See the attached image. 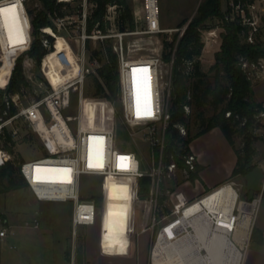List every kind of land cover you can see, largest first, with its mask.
Masks as SVG:
<instances>
[{
    "label": "built area",
    "instance_id": "built-area-1",
    "mask_svg": "<svg viewBox=\"0 0 264 264\" xmlns=\"http://www.w3.org/2000/svg\"><path fill=\"white\" fill-rule=\"evenodd\" d=\"M9 1L15 0H0V4ZM17 1L20 3L17 9L21 12L25 0ZM140 5L139 9L132 11L134 30L124 33L112 30L106 35L94 30L87 33L86 21L93 7L88 0H77L71 14L55 18V31L47 32L55 39L60 33H65L70 24L76 23L75 39L79 45V53L75 58L76 73L73 78L52 84L42 66L37 69L30 58L24 57L22 70L27 85L17 93L4 94V105L7 108L12 106L16 111L4 120L0 118V137L7 130L16 141L18 131L13 124L21 120L36 135L44 155L35 160L19 162L18 174L36 201L72 203L70 223L73 230L78 226H91L98 222L103 234V210L108 186L111 183L123 184L129 208L126 224H136L138 232L150 234L148 264H243L260 196L255 193L247 200L244 190L245 198L239 199L240 188L231 180L193 199H188L179 190V185L190 182L194 178L192 176L197 174L198 161L189 150V144L187 149L181 148L178 154L166 150L171 62L164 64L158 51L150 56L129 57L123 42L126 36L162 35L171 30H164L160 26L158 0H141ZM233 9L239 15L240 23L248 27L246 42L253 43L257 30L254 19L250 15L246 16L237 6ZM114 15V6L107 7L105 19L112 22ZM225 19L232 20V13ZM187 23L176 29L178 38ZM107 37L115 39L113 51L117 57L119 117L126 127L127 138L133 144L134 151L118 146L114 127H91L95 117V98L85 96L84 85L87 78L96 74L100 63L89 56L85 42ZM206 38L201 55L211 48L210 42H216L212 30L207 31ZM29 43L28 30L27 42L23 46L10 47L2 43L0 37V57L23 52ZM42 44L48 46L45 39ZM259 61L254 63L241 60L239 63L250 83L260 78L259 73L264 74L262 66L258 69ZM163 66L168 69L165 78L162 75ZM133 69L141 71L133 74ZM143 69H147V72ZM36 70L42 78L37 76ZM132 77L138 81L140 118L136 115L137 95L133 96ZM147 90H150L151 95V117L143 115ZM73 98L76 100V113L64 114L71 107ZM90 104L93 105L92 112ZM108 109L111 113V108ZM183 111L187 116L191 109L184 105ZM228 115L225 113L226 117ZM260 116L264 117V111ZM175 128L181 136L186 135L184 126L176 125ZM136 141L141 148L137 147ZM10 156L0 146V165L11 160ZM121 156L128 159L121 162L118 160ZM120 163L126 164L127 168L121 169ZM97 164L102 167H96ZM37 168L41 170L38 174L40 181L35 178ZM63 169H71L67 174L71 183L65 182ZM83 176L99 179L102 198L99 208L92 200H85L81 196ZM144 178L147 179L146 190L141 197L139 181ZM31 227H38L35 219ZM13 235L11 226H7L0 214V242H5L7 237Z\"/></svg>",
    "mask_w": 264,
    "mask_h": 264
},
{
    "label": "trees",
    "instance_id": "trees-1",
    "mask_svg": "<svg viewBox=\"0 0 264 264\" xmlns=\"http://www.w3.org/2000/svg\"><path fill=\"white\" fill-rule=\"evenodd\" d=\"M34 1L37 5L25 10L30 37L27 50L12 54L5 63L0 61V118L2 120L14 115L16 111L12 106L7 108L4 105V94L17 93L27 85L22 70L23 58H30L37 69L42 65L43 60L53 52L55 41V38L47 31L54 32L53 20L71 14L74 9L71 5L76 2V0ZM255 1L257 0H228V9L224 12L221 8V0H201L182 35L178 38V34L174 33L169 40L168 37H164L161 41V60L164 64L171 62L169 123L165 135L167 152L178 154L181 148L187 149L193 139L213 128H218L236 155L232 177L243 176L254 167L252 159L255 150L252 145L258 138L253 136L249 129L258 127L256 117L264 111V104L252 100L251 83L239 66L241 60L254 63L264 60V45L259 42H246L248 27L240 23L239 15L233 9L237 6L246 16H249L248 7ZM89 2L93 7L86 21L87 33L94 30L106 35L110 30L116 33L134 30L132 7L128 0H89ZM109 6H114L115 11L112 22L105 19L106 9ZM231 12L233 19L226 20L225 17H229ZM212 18L220 22V42L218 50L213 53L211 66L207 71H203L200 68L203 48L200 36L202 31L210 29L206 22ZM186 21L187 19H182L176 27L181 28ZM111 38L100 40L95 49L89 48V40L85 42L89 56L96 58L100 63L96 74L91 76L93 87L91 97L101 98L110 106L118 99L117 57L113 51L114 44ZM43 39L47 41V47L43 46ZM184 105L189 106L193 111L192 124L196 127V131L190 134L187 130L186 135L181 136L175 126L187 127L191 117L184 114ZM225 113L229 115L226 117ZM23 127L27 132L22 139L28 141L31 139V133L29 129H26V125ZM235 138L241 139L239 148L234 144ZM0 146L12 154L15 141L7 130H4L3 137H0ZM21 161V159L8 160L0 165V193L25 186L17 169ZM4 181L6 184L3 183ZM146 182L145 178L139 181L141 197L146 190ZM84 199L92 200L98 208L101 205L100 194H91ZM250 239L261 244V229L253 226Z\"/></svg>",
    "mask_w": 264,
    "mask_h": 264
},
{
    "label": "rangeland",
    "instance_id": "rangeland-1",
    "mask_svg": "<svg viewBox=\"0 0 264 264\" xmlns=\"http://www.w3.org/2000/svg\"><path fill=\"white\" fill-rule=\"evenodd\" d=\"M200 1L201 0H158L160 26L164 30H171V32L153 36L135 35L124 37L123 42L126 55L129 57H144L154 55L157 51L161 53L162 39L164 37H171L177 29V24L182 19H187L186 23L189 22L193 18ZM128 3L132 7V11L139 9L141 6V0H128ZM76 4L77 0L72 3V8H74ZM36 5L37 3L34 0H26L23 4L25 23V10L31 9ZM253 5V8H248V13L254 19L257 28L253 36V43L259 42L264 45V0H257ZM221 8L224 12L227 11L228 0H221ZM206 25L211 28L208 30H212V32L215 33L214 39L216 42H210L209 44H212L211 48L209 45L206 46L207 49L209 47V50H205L203 55H201L200 68L203 71H207L211 66L213 53L218 50L220 42V22L212 18L206 22ZM76 30V23H72L68 26L65 33H60L54 41L53 52L43 61L48 77L54 78L56 83L66 78H73L76 73L77 65L75 64V58L79 53V45L75 39ZM207 31H204L200 36L203 47H205ZM99 42L100 40L96 39L89 40V48H97ZM111 42L114 44L115 39L111 38ZM10 56L11 55L2 56L0 57V61L5 63ZM50 60L51 63H48ZM59 62H65L67 64V70L65 72H62L58 67ZM258 64V69H261L262 66L261 71L264 70V60H260ZM167 73V67L163 66V78L166 77ZM36 74L42 78V75L38 73L37 70ZM259 75V79L251 81V98L256 102H258V100H264V74L261 75V73H259ZM92 91V79L89 77L84 85L85 96L91 98ZM109 107L112 110L111 113L108 109ZM94 110L95 117L91 122V127H114L118 146L123 149L134 151L133 144L127 138L125 131L126 127L120 120L118 103L116 102L110 106L101 98H95ZM75 113L76 100L73 98L71 107L64 114L74 115ZM192 113L193 111L191 110L189 113L191 117L188 120L187 127H184L185 132L187 133V130H189L190 134H194L196 131V127L192 124ZM256 122L259 124L258 127H251L249 129L252 135L258 138L252 145L255 150L252 163L254 166H259L262 171H264V117H261L260 114L257 115ZM13 125L17 128L18 135L16 137L13 152L10 156L11 160L21 159L22 161H30L42 157L44 155L42 146L28 125H26L23 120ZM25 125L26 129H29L31 133V139L28 141L22 139L23 135L27 132L23 127ZM7 128H10V126L7 125ZM196 139H198V137L193 139L192 143ZM234 144L239 148L241 146V139L235 138ZM136 145L138 148H141L138 141H136ZM198 146L197 143L195 147L198 148ZM193 148L194 143L191 144L190 149ZM217 155L219 157L220 154L217 153ZM220 162L221 160L216 157L213 161V166L220 167ZM230 180L235 182L237 188H240L238 194L239 199H244L243 176L238 175ZM3 183L6 184L5 181ZM210 187H204L201 183L195 181L185 186L183 192H198L199 190L202 192L209 191L212 188ZM261 188L262 192L258 193V196H260V203L254 218V227L264 222V180L261 182ZM80 192L83 198L91 194H100L99 179L83 176L81 178ZM118 195L127 196L126 190L122 189L121 184H110L108 187L107 199L115 198ZM111 206L119 207L118 205ZM71 208V202H38L33 198L26 186L17 190L0 193V214L2 218L6 220L7 226H11V230L14 231L13 236L7 237L5 242H0V264H69L67 257L68 252L71 251L72 241L77 240L78 236H80V232H78L76 228L73 230L70 223ZM34 219L38 222V227L36 229L31 227V223ZM148 234L149 232L147 235ZM262 263H264V237H262L261 244L250 239L243 264Z\"/></svg>",
    "mask_w": 264,
    "mask_h": 264
},
{
    "label": "crops",
    "instance_id": "crops-1",
    "mask_svg": "<svg viewBox=\"0 0 264 264\" xmlns=\"http://www.w3.org/2000/svg\"><path fill=\"white\" fill-rule=\"evenodd\" d=\"M258 102L264 104V100ZM193 143L194 148L190 149ZM193 143H189V150L197 158L198 172L190 182L179 185L180 191L183 192L185 186L195 181L204 187L214 188L233 178L231 173L236 155L218 128L200 135ZM195 143H198V148ZM217 153L221 156L218 157ZM216 157L221 160L220 167L213 166ZM204 192L206 191L183 193L188 199H193ZM128 215V209L105 204L103 234L98 222L91 226H78L76 229L80 236L72 241L67 257L69 264H148L150 234L138 232L136 224H126ZM257 228L261 229L264 237V222ZM113 240L119 243H112Z\"/></svg>",
    "mask_w": 264,
    "mask_h": 264
},
{
    "label": "bare ground",
    "instance_id": "bare-ground-1",
    "mask_svg": "<svg viewBox=\"0 0 264 264\" xmlns=\"http://www.w3.org/2000/svg\"><path fill=\"white\" fill-rule=\"evenodd\" d=\"M15 4L16 5V9L18 6H20L19 1L15 0V1H9L3 4H0V8H5V7H10L11 5ZM17 14L19 16V29H20V33L19 35L17 34L16 30L13 29L12 31V40L15 41V43L10 44L9 43V33L8 31H6L2 26H0V37H1V41L2 43L9 45L10 47H14V46H23L26 42H27V27H26V23H25V18L23 16V10L17 9ZM48 57V56H47ZM44 61V60H43ZM48 63H51V60L48 61ZM42 68L44 73L46 74V76L48 77L47 72L45 71V65L44 63H42ZM58 67L60 68V70L62 72H65L67 70V64L65 62H59L58 63ZM48 79L50 80V82H52V84H56V81L54 78L52 77H48ZM137 85H138V81L132 77V87H133V96L137 95ZM94 105V102H93ZM92 104H90V110L92 112ZM95 112V110H94ZM112 184V183H111ZM110 186V184H109ZM108 186V187H109ZM122 189H125L124 185L121 184ZM224 191H226V189H224ZM231 191V190H230ZM233 193V191H231ZM128 196H121L118 195L115 198H108L106 200V204L107 205H118L121 208L124 209H128V204H127V199ZM248 222V218H246L245 223L247 224Z\"/></svg>",
    "mask_w": 264,
    "mask_h": 264
},
{
    "label": "snow or ice",
    "instance_id": "snow-or-ice-1",
    "mask_svg": "<svg viewBox=\"0 0 264 264\" xmlns=\"http://www.w3.org/2000/svg\"><path fill=\"white\" fill-rule=\"evenodd\" d=\"M0 26H2L6 31L9 33V43H15V41L12 40V31L13 29L16 30L17 34L19 35L20 29H19V16L17 14V9L16 5L13 4L10 7H5V8H0ZM137 71H141L139 69H133V74H135ZM143 71L147 72V69H143ZM151 95H150V90H147L145 93V111L143 113L144 116L151 117L153 115L151 111ZM136 115L138 118L141 117V111L139 108V95L137 94V110H136ZM92 139H102L93 137ZM127 157H118V160L123 162L127 160ZM90 167L92 166L91 164L89 165ZM96 167H102L101 164H97ZM119 167L121 169H126L127 165L124 163H120ZM41 170L39 168L35 169V172L37 173L36 175V180L40 181V176L38 175ZM65 173V182L71 183L70 177L67 175L71 172V169H63L62 170Z\"/></svg>",
    "mask_w": 264,
    "mask_h": 264
},
{
    "label": "water",
    "instance_id": "water-1",
    "mask_svg": "<svg viewBox=\"0 0 264 264\" xmlns=\"http://www.w3.org/2000/svg\"><path fill=\"white\" fill-rule=\"evenodd\" d=\"M246 199L250 200L255 193H261V182L264 180V171L259 166H254L243 175Z\"/></svg>",
    "mask_w": 264,
    "mask_h": 264
},
{
    "label": "clouds",
    "instance_id": "clouds-1",
    "mask_svg": "<svg viewBox=\"0 0 264 264\" xmlns=\"http://www.w3.org/2000/svg\"><path fill=\"white\" fill-rule=\"evenodd\" d=\"M106 239H109V238L106 237ZM112 243H119V241L113 240Z\"/></svg>",
    "mask_w": 264,
    "mask_h": 264
}]
</instances>
